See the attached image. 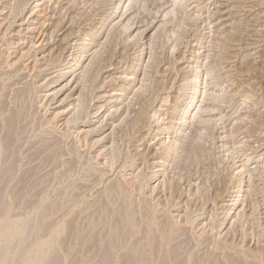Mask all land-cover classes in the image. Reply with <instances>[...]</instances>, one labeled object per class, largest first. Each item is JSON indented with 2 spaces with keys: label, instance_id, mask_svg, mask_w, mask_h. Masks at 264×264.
<instances>
[{
  "label": "rangeland",
  "instance_id": "374dc122",
  "mask_svg": "<svg viewBox=\"0 0 264 264\" xmlns=\"http://www.w3.org/2000/svg\"><path fill=\"white\" fill-rule=\"evenodd\" d=\"M0 100L38 122L1 246L60 201L50 248L114 184L207 254H264V0H0Z\"/></svg>",
  "mask_w": 264,
  "mask_h": 264
},
{
  "label": "bare ground",
  "instance_id": "6f19581e",
  "mask_svg": "<svg viewBox=\"0 0 264 264\" xmlns=\"http://www.w3.org/2000/svg\"><path fill=\"white\" fill-rule=\"evenodd\" d=\"M67 72L68 71H65V73ZM65 73L62 75H65ZM24 92L25 91H22V93L20 92L18 96L20 98L18 101L23 103L24 100L28 98L27 93ZM25 94L27 97L26 99L24 98ZM194 97L195 94L193 92V95L190 96V100L185 105V108L191 106ZM15 102H17V100ZM23 103L22 110L19 109V107L21 108V103H19V107H16L17 110H9L6 118L3 117L4 121L1 119L3 122H0L1 218L5 216L7 206H9L7 205L8 203L6 204L7 200L9 201L12 196L18 197L19 192L22 189H24L25 192L27 189H25V187H27V184L24 183L26 185L24 186V184L21 183V181H23L22 178L24 174L22 175V178L18 180L19 182H16L17 180L15 181L16 184L13 181L15 184L13 187L7 188L8 185L6 186L7 182H9L10 178L12 177V175H10L11 172H14V170L16 171L18 167L19 159L17 160V153H19V151L17 152V150L19 149V146H22V144H20L19 146L17 145L19 144V142L21 143V139L22 141H24L23 138L25 139L26 136H28V134L31 132V130L33 129H31V127H33V123H38L35 122V120L32 118L33 115H29L31 111L29 110V108L26 110L25 108L27 106L24 107ZM5 107H0V116L7 112V109ZM182 107L183 105H181L179 108L181 109ZM175 116L177 115L175 114ZM173 122L174 121H172V123ZM27 138L25 139V141L27 140ZM28 141L30 140L28 139ZM47 147L45 146V150ZM29 175H31V173ZM25 180L26 179H24V181ZM31 186L32 185H30V187ZM117 187L120 186L113 184L108 188L109 190L107 189V191L104 192L105 194L100 195V198H98V201H96L97 204H95L96 209H94L92 215L90 214L91 217L86 220L87 222L84 223L85 225H79L76 221L73 220L71 223L69 222L67 229H63V231H61V229V232L59 231V233H56V236H60V241L58 240L59 242L57 243V240L54 238L55 241H53V243L56 242V244H59V246H57L56 244L54 246V244L52 243L53 246L51 245V247L49 248L48 246L45 245L44 247V245L41 244L44 248L38 246V250L34 246L36 245L34 240L35 234L39 233L43 226H46L44 222L51 217V214L54 213V211L56 212L59 208H62L63 202L61 203L60 201H58V199V204L56 203L57 205L54 203L52 205L53 207H51L50 209L48 208L44 212L40 211L41 213L36 212L37 215H34L33 218L31 217L32 220H29V223L25 222L27 223V225H25L24 228L20 229L17 227V225L15 226L14 224V226L18 229L16 231L15 229H13V235L16 238L15 234H17L19 243L13 245L11 244V242H9L8 238V242L6 240H3L7 242L6 244H4L5 242L3 243L4 246H1L2 244L0 245L1 250L3 249L1 247L8 248L10 244L11 246L13 245L10 250H13L11 252H14L15 256H10L16 261L13 262L12 259H9V261L7 262H10V264L11 262H13L12 264H16V262L18 263L19 261L18 264H21L20 261L23 259L24 254L34 246L37 250V254L34 251L36 257L33 256L35 257L33 259L30 257L32 259V261L30 260V264H264V254H261L259 256L256 254L257 256L253 257L249 256L252 255L251 253L249 255H245L247 253L243 252V255L242 251L240 252L238 250V252H228L227 254L223 255H221V253L217 254V251L214 253L217 255H210L209 253H206L207 251H205V248L203 252L202 247L200 248L197 245V241L193 243L192 241L194 239L191 241L192 238L190 239V237L183 236L180 238L178 237L179 239H176L173 226L170 224V222H168L167 220H160L157 217L154 208L144 204L140 205V203L137 202L135 203V199L133 200L131 196L132 194L130 192H128L126 189L118 190ZM8 194L12 195L11 198L7 197ZM2 220L4 219L2 218ZM4 221L0 220V231L2 230L1 228H4L3 226L9 225V223L5 225ZM7 231H9V228ZM2 234L4 233L2 232ZM176 234H179V232H176ZM188 236L190 235L188 234ZM58 237L56 238L59 239ZM38 240L39 239L37 238V241ZM39 242L41 243V241ZM38 245L40 244L38 243ZM46 247L48 248L46 249ZM1 250L0 262H6V260L8 259L7 254L4 253V255L2 253L3 250ZM5 251H7V249ZM27 254L29 255V252H27L26 255ZM22 263L25 264L26 260L22 261Z\"/></svg>",
  "mask_w": 264,
  "mask_h": 264
}]
</instances>
